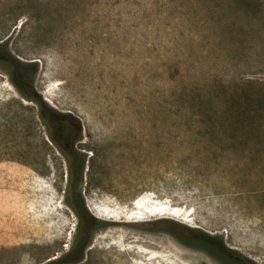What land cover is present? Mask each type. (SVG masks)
Segmentation results:
<instances>
[{
	"label": "rangeland",
	"instance_id": "1",
	"mask_svg": "<svg viewBox=\"0 0 264 264\" xmlns=\"http://www.w3.org/2000/svg\"><path fill=\"white\" fill-rule=\"evenodd\" d=\"M0 47L81 125L0 62V264H264V0H0Z\"/></svg>",
	"mask_w": 264,
	"mask_h": 264
},
{
	"label": "trees",
	"instance_id": "2",
	"mask_svg": "<svg viewBox=\"0 0 264 264\" xmlns=\"http://www.w3.org/2000/svg\"><path fill=\"white\" fill-rule=\"evenodd\" d=\"M1 49L2 48L0 47V62L10 67V78L13 85L25 100L34 102L38 105L43 123L52 124L54 127L55 142L66 154L72 155L73 147L75 146V140L73 141L71 139H73V132L75 135L80 134V123L77 122V124H72L69 119L70 116H61L63 119L60 120H56L53 117V110L50 109L34 86L33 74L38 71V65L36 62L32 63L31 65H27L26 63L12 57L8 51L1 52ZM29 67H32L33 73L31 75L26 73V69ZM83 179L84 165L82 162L81 166L78 168V171L75 172V181L73 182V186L70 189L71 192H69L67 196L68 203H70V205L74 208L80 220V226L84 236V239L82 237L73 248V253L76 256L75 260H81L83 258L85 248L87 247L90 240V231H86V225L91 224V226H96V224L100 223L91 216L85 206L82 197ZM85 232L87 233V237ZM228 256L232 259L245 262L242 257L235 255L233 252H228Z\"/></svg>",
	"mask_w": 264,
	"mask_h": 264
}]
</instances>
